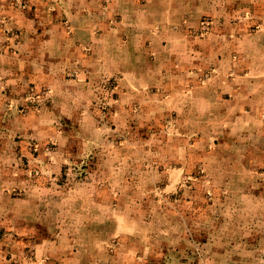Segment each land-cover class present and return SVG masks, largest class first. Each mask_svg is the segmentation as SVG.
<instances>
[{"label": "crops", "instance_id": "obj_1", "mask_svg": "<svg viewBox=\"0 0 264 264\" xmlns=\"http://www.w3.org/2000/svg\"><path fill=\"white\" fill-rule=\"evenodd\" d=\"M139 1L69 0L67 15L73 36L67 43L69 51H79L83 58V52L94 45L97 19L106 22L101 25L107 28L101 36L107 40L108 29L114 30L108 22L120 16L127 38H120L123 51L118 49L115 55L105 50L106 46L101 48L103 61L95 70L105 74L86 75L79 70L71 78L49 82V91L37 93L34 105L27 104V113L15 114L8 131L21 133L23 139L16 145L17 151L0 153V264H159L157 259L172 258L169 253L176 250L171 248L177 243L178 232L185 245L189 240L192 246L215 243L217 229H205L198 220L157 219V179L164 174L155 169V155L145 150L153 141L132 138L114 146L108 127L100 125L98 117L110 111L117 125L114 131L124 132L125 115L148 111L150 100L164 104L181 118L186 113L180 120L184 124L199 122L197 115L203 114V106L227 105L235 134L230 154L233 162H241L239 155L261 140L253 134L264 128V119L259 118L264 115V0H179L178 6L176 0ZM43 2L0 0V8L8 12L4 16L11 23L19 20L26 27L28 18L35 25L42 22ZM190 2L197 6L189 7ZM22 4L30 10L21 11L18 6ZM186 13L191 18L183 21L188 18ZM204 13L213 17V30L218 33L212 57L218 74L203 82L194 77L191 87L173 91L171 74L162 70L170 66L172 57L183 60L188 51L186 32H175L173 25L196 26ZM117 27L120 31L121 24ZM0 51L4 52L0 63L7 84V90H0V103L6 105L4 114H10L15 109L12 98L21 102L28 95L19 91L12 97V87L25 84L21 69L26 62L20 57L27 46L0 44ZM55 57L52 54L44 63L53 73H61L66 68L58 65ZM80 62L74 55L69 66L79 68ZM95 76L98 81L93 80ZM110 80L115 83L111 91H96V83ZM106 108L109 111L104 113ZM76 126L84 128L86 140L79 138ZM30 145L39 153H32ZM95 149L100 154L96 151L97 156H92ZM69 153L86 155L76 159ZM242 157L246 161V155ZM175 162L179 165L167 173L171 179L168 189L173 188V177L185 171L183 156ZM72 164L74 167H69ZM229 178L245 176L234 170ZM11 188L23 192L14 196ZM218 224L226 227L236 222L227 218L216 220ZM233 235L236 241L238 236ZM259 236L239 239L244 249H229L233 257H227V262L221 261L225 256L218 252L217 263L210 261L215 257L210 249L195 264H264V232ZM258 241L262 242L259 246ZM182 249L176 256L178 264H187L189 253Z\"/></svg>", "mask_w": 264, "mask_h": 264}, {"label": "rangeland", "instance_id": "obj_2", "mask_svg": "<svg viewBox=\"0 0 264 264\" xmlns=\"http://www.w3.org/2000/svg\"><path fill=\"white\" fill-rule=\"evenodd\" d=\"M43 1L42 12L44 18L42 22L35 25L34 21L28 18L26 21L30 24H27L26 27H23V23L19 20L11 23L4 16L8 12H2L4 7L0 8V44L8 46L22 43L27 46V51L23 52L20 57L26 62V66L24 65L25 67L23 66L21 69L25 84L22 86L17 85L15 88L12 87V97L16 94L18 95L19 93L17 92L19 91L28 93L21 102L18 98H12V101L15 102V109L10 114H4L3 108L6 105L2 101L0 103V153L11 150L17 151L16 145L23 137L21 133L11 134L8 131L9 125L12 124L15 114H25L29 111L27 104L30 106L34 105L33 102L37 100L33 98L37 93L42 95L44 92L47 93L49 91V88H47L49 82L56 79L71 78L78 74L79 70L85 71L86 75H89L90 72L97 74V76L105 74L106 71L98 72V70H95L100 67V61H103L101 48L106 46L105 50H111L115 55L118 49L123 51L121 39L123 41V37L127 38V36L123 35L126 29L124 28V31L122 29L123 23L120 16L116 19H110V22H108L113 25L114 30L108 29L111 32L107 34V40L101 36L107 30L105 28L106 22H103V20L99 22V19H97V26L93 35L95 39L92 41L94 45L91 48L88 47L87 51L83 52V58H81L79 51L75 52L67 49V43L73 39L70 31L71 22L67 15L68 4L71 6L69 0ZM141 3L147 4V0H140L139 4ZM175 4L177 6L180 5L179 0H176ZM24 5L18 6L21 11L24 9L30 10L29 6L25 8L23 7ZM187 5L189 7L197 6L195 2H190ZM27 14V17H29L30 14ZM186 14L188 18H183V21L191 18L188 13ZM199 16V22L196 26L190 25L181 28L179 24L173 25L175 32H186L188 43L187 56H184L183 60L176 59L175 56L172 57L170 66L166 69L164 67L162 70V72L171 74L173 91L188 89L191 87L192 78L194 77L203 82L212 75L218 74V70H216L217 68L212 61L213 52L218 47V33L216 32L217 30H213L214 19L211 15L205 13ZM119 23L121 24V29L117 31V24L119 25ZM102 24L105 26L102 27ZM117 32L118 34L120 32V34L118 35ZM101 37L102 41L100 40ZM1 53L4 54L3 51H0ZM52 54L56 55L57 64L66 68L63 69L64 71H60L61 73H53L51 71L52 68L47 63H44V60ZM74 55L76 59H81L78 65L79 68H71L69 66L70 60ZM2 65L3 63H0V78L2 79H0V90L5 91L7 90V84H4L2 78L4 75L2 73ZM17 68L15 69L16 71ZM225 74L227 75L228 72ZM93 80L98 81L99 79L95 76ZM104 83L107 85H104ZM104 83H100L102 86L96 83V91H111L115 85L113 80ZM35 87H38V89ZM151 91L152 86L147 88L148 93H151ZM149 102L151 103L148 111L136 112L141 116H137L136 113H127L125 115L126 127L124 132L114 131L117 125L115 120L110 117L108 108L103 109L104 113L109 111L108 113L98 117L100 121L102 120L100 125L108 127V134L114 146H119L126 139L130 141L132 138L153 141L145 147V150L151 151L155 155V169H159L164 174L157 179L155 192L157 219L168 218L174 220L178 217H187L188 219L198 220L199 223L202 222L201 224H203L205 229L210 231L217 229L215 243L212 242L208 246H204V244L192 246L190 240L188 245H185L183 240H179L180 233H176L177 243L172 246L171 251L174 250V247H176V250L173 253H169L172 258L168 260L157 259V263L163 264L164 261L165 264H178L179 260L176 256L182 248H184L182 250L189 253L187 264H195L199 259L198 257L203 256L210 249H212L213 255L217 254V252L222 253L225 258L221 261L227 262V257L230 259L233 257L231 254L233 251L230 252L231 250L241 251L244 249L245 244L242 241H238L239 239L249 236V234L259 238L261 237L259 236L261 232H264V128H262L261 132L253 134L257 141L260 138L261 140L259 144L253 142L254 145L251 148L245 149L246 161L242 157L245 155L240 154L241 162L235 163L232 161L230 154L232 153L230 140L235 136L232 130L233 125H231L233 116L228 114L227 105H220V107L212 109L203 106V114L197 115L201 122L184 124L180 120L185 117L186 113L181 118V116L166 109L164 104H158L157 101L155 103L153 100ZM224 102L226 104L227 100ZM100 105L105 106L103 103ZM260 117L264 119V115ZM76 128L79 129L77 130L79 138L86 140L87 134L84 128L82 126H76ZM54 144L57 146V143ZM30 148H32V153H39V149L36 150L33 145H30ZM241 149L243 150V148ZM96 151L100 154V151L95 149L91 155L97 156ZM70 154L72 158L76 159L86 155L83 153L80 155L78 153ZM249 155L250 162L247 161ZM179 156H183L186 161L185 171L182 175L173 177V188L168 189L167 186L171 183V179L167 178V173L179 165L175 162ZM70 166L74 167V164ZM234 170L241 172L245 179L229 178ZM243 182H245V185ZM236 187L238 188L234 189ZM22 192V188H11V193L14 196H20ZM180 209H182L181 213H179ZM227 218H230V222L235 221L236 225L231 224L226 227L219 226V224L216 225V220L222 221ZM233 233L238 236L236 241ZM259 243L262 242L258 241L256 245L259 246ZM249 245L254 246V244L250 243ZM228 252H230L229 255ZM217 256L219 255L213 256L214 258H211L210 261L217 263L220 258H217Z\"/></svg>", "mask_w": 264, "mask_h": 264}]
</instances>
